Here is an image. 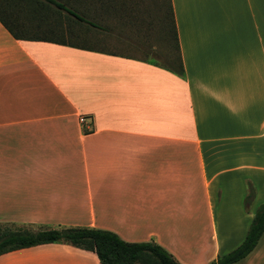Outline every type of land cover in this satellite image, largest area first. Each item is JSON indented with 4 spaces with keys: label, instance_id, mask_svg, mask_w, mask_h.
Segmentation results:
<instances>
[{
    "label": "crops",
    "instance_id": "1",
    "mask_svg": "<svg viewBox=\"0 0 264 264\" xmlns=\"http://www.w3.org/2000/svg\"><path fill=\"white\" fill-rule=\"evenodd\" d=\"M167 3L181 75L148 57L16 39L0 21V223L105 229L181 264L242 242L220 238L212 183L241 172L264 195V0ZM263 254L264 232L233 264ZM0 264L101 263L48 243Z\"/></svg>",
    "mask_w": 264,
    "mask_h": 264
},
{
    "label": "rangeland",
    "instance_id": "2",
    "mask_svg": "<svg viewBox=\"0 0 264 264\" xmlns=\"http://www.w3.org/2000/svg\"><path fill=\"white\" fill-rule=\"evenodd\" d=\"M60 1L105 29L85 26L76 20L57 17L55 14L48 16L46 21L57 23L59 28H54L56 35L48 33L47 36L63 38L68 43H76L86 48L152 58L158 64L162 63V60L176 59L177 46L173 40L172 22L170 39L164 35V19L170 20L168 15L163 13L164 10L167 12V0ZM18 16L26 23L24 32H28L29 27V30L43 35L42 32L52 28L43 24L37 26L38 20L28 19L26 9ZM143 42L147 43L144 45ZM83 116L87 120V116ZM246 176L241 172L222 173L212 183L214 212L220 238L233 236L235 245L243 240L255 212L264 203L263 192L255 193L253 189L257 182L244 180ZM250 193L252 194L248 200ZM0 226L17 227L4 223H0ZM260 244L256 249L258 255L261 253ZM259 257L262 259L260 264H264V254Z\"/></svg>",
    "mask_w": 264,
    "mask_h": 264
},
{
    "label": "trees",
    "instance_id": "3",
    "mask_svg": "<svg viewBox=\"0 0 264 264\" xmlns=\"http://www.w3.org/2000/svg\"><path fill=\"white\" fill-rule=\"evenodd\" d=\"M27 11L28 19H37V26L50 25L52 28L42 32H24L26 25L18 14ZM170 9V4H169ZM66 17L76 20L79 24L92 28L105 29L96 22L86 19L77 10L68 7L60 0H0V21L16 39L42 40L67 44L70 46L86 48L76 43H68L63 38L49 37L55 34L54 28H59L57 23H48V16ZM172 30L174 28L170 9ZM43 21V22H42ZM51 35V36H52ZM56 35V34H55ZM176 59L162 60L160 65L177 74L184 71L176 42ZM264 232V203L259 206L242 242L230 252L219 255L209 264H233L245 258L257 245ZM48 243H66L76 248L93 252L101 264H181L170 252L154 241L127 242L116 233L93 227H61L39 229L36 231L23 227L0 226V255L15 250L30 248Z\"/></svg>",
    "mask_w": 264,
    "mask_h": 264
},
{
    "label": "built area",
    "instance_id": "4",
    "mask_svg": "<svg viewBox=\"0 0 264 264\" xmlns=\"http://www.w3.org/2000/svg\"><path fill=\"white\" fill-rule=\"evenodd\" d=\"M79 121H80L81 123H83V122L85 121L84 117H80V118H79Z\"/></svg>",
    "mask_w": 264,
    "mask_h": 264
}]
</instances>
